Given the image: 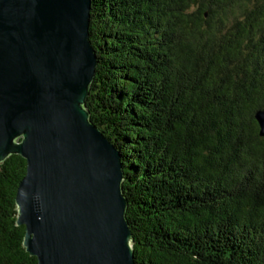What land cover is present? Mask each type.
Listing matches in <instances>:
<instances>
[{
  "label": "trees",
  "instance_id": "1",
  "mask_svg": "<svg viewBox=\"0 0 264 264\" xmlns=\"http://www.w3.org/2000/svg\"><path fill=\"white\" fill-rule=\"evenodd\" d=\"M91 122L120 153L135 264H264V0H91ZM0 164V264H37Z\"/></svg>",
  "mask_w": 264,
  "mask_h": 264
},
{
  "label": "water",
  "instance_id": "2",
  "mask_svg": "<svg viewBox=\"0 0 264 264\" xmlns=\"http://www.w3.org/2000/svg\"><path fill=\"white\" fill-rule=\"evenodd\" d=\"M91 0H0V164L37 264H135L120 153L91 122ZM264 138V109L254 115Z\"/></svg>",
  "mask_w": 264,
  "mask_h": 264
}]
</instances>
